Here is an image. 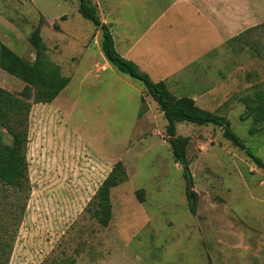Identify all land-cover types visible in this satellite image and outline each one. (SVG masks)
Here are the masks:
<instances>
[{"label": "rangeland", "instance_id": "374dc122", "mask_svg": "<svg viewBox=\"0 0 264 264\" xmlns=\"http://www.w3.org/2000/svg\"><path fill=\"white\" fill-rule=\"evenodd\" d=\"M176 1L92 0L112 25L119 53L141 37L133 55H144L147 63L138 67L155 82L161 53L182 59L183 47L196 39V57L215 50L206 58L211 62L176 73L185 84L170 90L227 118L264 162V128L251 133L254 123L243 119L239 101L264 83V0H249L255 20L248 16L243 35L229 46L201 5L198 14ZM79 5L0 0V59L33 64L38 49L30 38L39 30L43 53L70 79L53 102L34 103L33 87L0 69V87L31 105L28 182L22 190L0 184V264H264V169L220 127L178 123L177 135L190 140L193 214L168 121L144 82L108 62L100 30ZM193 74L202 83L197 89ZM210 85H216L210 94H200ZM118 162L128 181L111 190L112 219L103 226L94 215L97 192Z\"/></svg>", "mask_w": 264, "mask_h": 264}, {"label": "trees", "instance_id": "16d2710c", "mask_svg": "<svg viewBox=\"0 0 264 264\" xmlns=\"http://www.w3.org/2000/svg\"><path fill=\"white\" fill-rule=\"evenodd\" d=\"M80 14L92 21L102 34L101 50L105 58L121 73L144 82L150 95L168 121L166 128L168 142L174 160L183 166L186 190L191 196L195 185L194 177L187 158L189 138L177 135V124L189 122L199 125L213 124L223 130L224 137L234 146L246 152L258 168L264 169V162L257 157L231 128L230 121L222 116L201 109L187 96L177 97L161 82H154L148 74L142 72L138 65L124 58L115 47L111 25L102 20L99 7L92 0H80ZM264 26V24H263ZM40 31L30 38L37 51L36 61L31 64L25 59H0V69L30 85L35 90L34 103H51L66 88L70 79L63 77L60 68L45 53ZM243 35V34H242ZM241 36V35H240ZM239 37L232 39L237 40ZM250 91L252 93H250ZM249 93V94H248ZM241 100L246 105L243 119H252L254 127L251 133L264 128V83L256 84ZM31 105L0 87V128L11 137L7 142L0 132V184L14 190H22L28 182L27 146L29 142V114ZM128 181L127 172L122 162H118L97 192V204L94 215L99 223L108 226L112 219L111 190ZM190 197V211L196 214L197 197ZM7 264V261L5 262Z\"/></svg>", "mask_w": 264, "mask_h": 264}, {"label": "crops", "instance_id": "0c3cea01", "mask_svg": "<svg viewBox=\"0 0 264 264\" xmlns=\"http://www.w3.org/2000/svg\"><path fill=\"white\" fill-rule=\"evenodd\" d=\"M177 2L190 6L198 14L200 13L199 11H200V5H201L203 10L207 12V15H206L207 21L210 22L211 24H214V26L216 27L215 33L217 37L222 41L221 44L225 46L226 45L229 46V44H231L232 39L236 37H240V35L243 34L242 32L245 31L247 28L248 16L252 17L255 20L254 16L256 15L255 14L256 7L254 6V3H251L249 0H177L175 3L179 4ZM165 15H166V12L159 19L165 17ZM103 21L106 23V20L103 19ZM113 36H114V33H113ZM197 40L198 39H196L194 42H192V40L189 41V43L187 44V47L189 48V50H186L185 47H183L182 53L184 57H182V59H178L176 57L175 52H173L172 50L166 51L165 53L160 54V59H157L154 64L158 70V74H157V79L159 80L158 82H161V81L165 82L168 85L169 90L171 88L173 89L181 88L185 84V79L182 76H180L179 78V77H174V75L176 73H179V72L182 73L183 71H186L187 68H192V66L196 65L202 60H205L206 58H208L209 54L215 51V50L204 51V53H202V57H200V55L196 57L198 54L194 55V51L191 48L195 46H199L197 43ZM114 41H115V47H116V40L114 39ZM140 43H142L141 37L138 40H136V42H134L132 45L130 44L127 45L126 49L122 53H120L124 58L135 62L138 66L141 65L140 61L141 63L143 62L144 64L147 63V61L144 60L143 54L141 55L142 57H140V54L133 55L136 47H138ZM182 45L183 44L180 41V44L178 46H182ZM155 47H157V45L154 44L153 54H154ZM187 54H190V55H187ZM155 59L156 58L153 57V60ZM209 62L211 61L206 59V61L203 63H209ZM106 64L108 65L107 62ZM192 76H193V79H191V84L194 86V88L197 89L198 86H202V83L199 82L198 77L195 74H193ZM215 87L216 85L205 86L204 88H202L203 90L200 92V94L202 95L210 94L215 89ZM196 93H199V92H196ZM177 97H180V96H177ZM192 99L197 104V99L196 98H192ZM239 101L245 105L244 101H242L241 98ZM231 102L233 103L238 102V100L231 99ZM205 111H208V110H205Z\"/></svg>", "mask_w": 264, "mask_h": 264}, {"label": "water", "instance_id": "95a60500", "mask_svg": "<svg viewBox=\"0 0 264 264\" xmlns=\"http://www.w3.org/2000/svg\"><path fill=\"white\" fill-rule=\"evenodd\" d=\"M193 194L191 193V196H192Z\"/></svg>", "mask_w": 264, "mask_h": 264}]
</instances>
